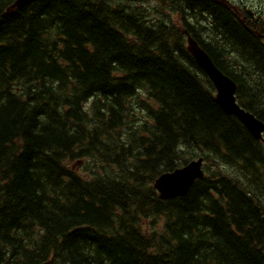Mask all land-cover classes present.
<instances>
[{"label":"trees","instance_id":"trees-1","mask_svg":"<svg viewBox=\"0 0 264 264\" xmlns=\"http://www.w3.org/2000/svg\"><path fill=\"white\" fill-rule=\"evenodd\" d=\"M13 1L0 0V264H264V146L217 103L182 28L144 18L142 0ZM163 2L261 119L263 41L222 0ZM198 155L205 176L161 199L156 178Z\"/></svg>","mask_w":264,"mask_h":264},{"label":"water","instance_id":"water-1","mask_svg":"<svg viewBox=\"0 0 264 264\" xmlns=\"http://www.w3.org/2000/svg\"><path fill=\"white\" fill-rule=\"evenodd\" d=\"M31 1L33 0H17L16 5L23 6ZM188 43L190 53L213 80L218 91L216 100L220 106L228 114H234L239 117L251 133L260 135V132L264 130V125L260 124L253 115L246 113L236 104L234 96L236 83L216 66L209 54L199 46L194 38L189 36ZM202 162L203 157H200L196 161H192L174 171L162 173L155 182V188L160 192L161 198L167 199L187 194L196 180L204 175Z\"/></svg>","mask_w":264,"mask_h":264},{"label":"flooded vegetation","instance_id":"flooded-vegetation-1","mask_svg":"<svg viewBox=\"0 0 264 264\" xmlns=\"http://www.w3.org/2000/svg\"><path fill=\"white\" fill-rule=\"evenodd\" d=\"M235 8L237 10L236 15L239 16V19H241V17H245L246 21L250 22L252 26L257 28L260 34H264V7H258L255 10H248L247 13L243 12L242 5H236ZM254 63L257 66H264V47L256 50ZM259 70H264V68H260ZM263 86L260 83L258 84L257 91L254 94V98H252L254 110L257 115L261 117L262 121H264V90L261 89ZM262 143H264V134Z\"/></svg>","mask_w":264,"mask_h":264},{"label":"rangeland","instance_id":"rangeland-1","mask_svg":"<svg viewBox=\"0 0 264 264\" xmlns=\"http://www.w3.org/2000/svg\"><path fill=\"white\" fill-rule=\"evenodd\" d=\"M237 3H241V5L244 6V10L248 9H252V8H256V7H264V0H233ZM142 9L145 12V15L148 17H151L152 15L156 14V6L159 7L158 3L156 4L155 1H151L150 3H147L146 6L144 7V5L142 4ZM161 11L164 10V14L168 15V14H172L171 11H169V6L165 3V2H161L160 3V8ZM264 9V8H263ZM163 14V13H160ZM173 19L178 20V18L180 17V15H175L172 14L171 15ZM146 95L143 96V98H145ZM141 99H142V95H141ZM139 106L134 104V113L139 114Z\"/></svg>","mask_w":264,"mask_h":264},{"label":"bare ground","instance_id":"bare-ground-1","mask_svg":"<svg viewBox=\"0 0 264 264\" xmlns=\"http://www.w3.org/2000/svg\"><path fill=\"white\" fill-rule=\"evenodd\" d=\"M246 88V87H245Z\"/></svg>","mask_w":264,"mask_h":264}]
</instances>
